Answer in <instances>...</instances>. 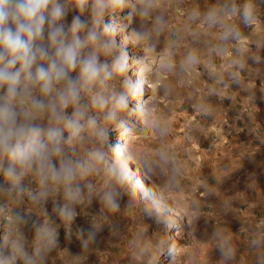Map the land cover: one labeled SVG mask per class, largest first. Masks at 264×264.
<instances>
[{
	"label": "clouds",
	"instance_id": "clouds-1",
	"mask_svg": "<svg viewBox=\"0 0 264 264\" xmlns=\"http://www.w3.org/2000/svg\"><path fill=\"white\" fill-rule=\"evenodd\" d=\"M160 2L0 0V264H49L61 244V224L75 229L87 251L125 196L152 195L149 162L121 137L132 134V117L147 116L146 87L155 90L164 74L177 70L178 36L160 50L153 83L144 75V56L129 54V47L157 51L168 27ZM117 12L126 24L114 19ZM253 12L251 0L240 8L226 0L203 14L209 27L220 29L221 52L231 41L243 43L239 27L225 20L239 13L248 26ZM130 60L138 65L135 72ZM199 63L197 49H188L178 70L190 72ZM156 130L164 134L166 124ZM138 168L148 184L137 178ZM146 211L160 223L158 209L155 216ZM167 251L171 257L173 249ZM221 254L228 259L234 252Z\"/></svg>",
	"mask_w": 264,
	"mask_h": 264
},
{
	"label": "rangeland",
	"instance_id": "rangeland-1",
	"mask_svg": "<svg viewBox=\"0 0 264 264\" xmlns=\"http://www.w3.org/2000/svg\"><path fill=\"white\" fill-rule=\"evenodd\" d=\"M225 2L226 0H161L158 11L164 14L168 27L160 38L157 51L147 55L141 47H129V54L133 59L144 56V75L149 83H153L160 50L166 46L169 38L180 37V46L175 49L174 56L177 70L164 74L166 78L155 90L146 87L145 97H151L148 114L143 118L132 117L135 123L132 134L121 137L122 143L127 142L139 158L149 162L152 195L147 198L125 196L121 202V211L114 215L108 214L109 220L104 231L94 244L89 245L87 251H81L79 240L74 235L75 229L69 224H61L64 229L61 232V244L49 257V264H229V258H223L221 254V249H229V222L204 220L199 215L201 201L208 202L206 209L210 212L219 208L218 204L211 203L215 200L214 195H206L199 187L211 170L210 159L207 158L208 162L200 169L201 167L195 166V162L182 158L180 144L185 130L172 106L194 88L196 76L204 66L203 60L217 57L214 61H220L223 53L217 48L220 29L218 26L209 27L203 14L214 7L220 9ZM251 2L254 12L250 25L243 23L239 13L225 20L226 23L236 24L242 35L251 27L264 23V0ZM244 3L245 0H235L238 8ZM127 11L126 8L125 14ZM194 11L200 14L199 19H190ZM82 18L87 19V13ZM107 19L105 17L106 22ZM114 19L127 23L119 12ZM116 39L119 41L121 36L118 35ZM193 48L198 51L200 63L190 72L181 73L178 65L186 50ZM151 59L153 63L149 64ZM129 63L135 72L138 65L132 60ZM164 85H168L167 94ZM141 119L146 122L142 123ZM165 124L167 130L164 134L156 130L157 125ZM160 152L164 153V159L160 158ZM216 173L217 182H223L224 178L217 171ZM136 176L148 184L139 168ZM146 209H151L153 216L158 209L160 223L154 222ZM165 222L172 226L171 230L164 227ZM79 223L87 229L85 219H81ZM3 230L4 225L0 224V233ZM169 247L173 249L171 257L167 251Z\"/></svg>",
	"mask_w": 264,
	"mask_h": 264
},
{
	"label": "crops",
	"instance_id": "crops-1",
	"mask_svg": "<svg viewBox=\"0 0 264 264\" xmlns=\"http://www.w3.org/2000/svg\"><path fill=\"white\" fill-rule=\"evenodd\" d=\"M242 40L229 42L220 61L203 60L194 88L171 104L185 130L182 158L200 169L210 159L199 187L214 195L219 210L210 212L201 201L199 215L229 222V264H264V225L258 223L264 217V23Z\"/></svg>",
	"mask_w": 264,
	"mask_h": 264
},
{
	"label": "built area",
	"instance_id": "built-area-1",
	"mask_svg": "<svg viewBox=\"0 0 264 264\" xmlns=\"http://www.w3.org/2000/svg\"><path fill=\"white\" fill-rule=\"evenodd\" d=\"M258 223L264 225V217L259 218L258 219Z\"/></svg>",
	"mask_w": 264,
	"mask_h": 264
},
{
	"label": "bare ground",
	"instance_id": "bare-ground-1",
	"mask_svg": "<svg viewBox=\"0 0 264 264\" xmlns=\"http://www.w3.org/2000/svg\"><path fill=\"white\" fill-rule=\"evenodd\" d=\"M148 63H149V64H152V63H153L152 59H151V61L149 60ZM137 178H138V176H137Z\"/></svg>",
	"mask_w": 264,
	"mask_h": 264
}]
</instances>
